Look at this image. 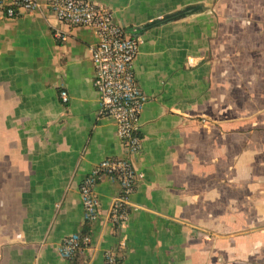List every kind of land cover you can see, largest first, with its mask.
Returning a JSON list of instances; mask_svg holds the SVG:
<instances>
[{
	"label": "crops",
	"instance_id": "1",
	"mask_svg": "<svg viewBox=\"0 0 264 264\" xmlns=\"http://www.w3.org/2000/svg\"><path fill=\"white\" fill-rule=\"evenodd\" d=\"M90 1L140 39L142 178L128 220L110 221V176L97 220L80 197L96 163L127 154L99 113L95 31L59 21L46 0L0 12V264H107L108 251L115 264H264V0ZM80 231L90 244L63 258Z\"/></svg>",
	"mask_w": 264,
	"mask_h": 264
},
{
	"label": "built area",
	"instance_id": "2",
	"mask_svg": "<svg viewBox=\"0 0 264 264\" xmlns=\"http://www.w3.org/2000/svg\"><path fill=\"white\" fill-rule=\"evenodd\" d=\"M42 0H0V12L17 17L40 8ZM49 11L61 22L72 26H87L97 35L91 46L95 68L93 84L98 93L100 115L110 116L116 122V134L126 155L108 157L96 163L80 183V197L86 219L95 221L100 216V202L96 186L102 176H110L120 184L119 195L110 207V221L120 229L130 214V198L142 174L136 170L132 156L142 147L140 116L147 96L139 86L134 63L140 39L128 35L115 22L113 10L90 0H46ZM61 40L66 34L56 33ZM68 101L67 91L60 93ZM91 242L89 233L80 231L63 238L60 254L71 259ZM106 263L115 264L116 254L106 253Z\"/></svg>",
	"mask_w": 264,
	"mask_h": 264
},
{
	"label": "trees",
	"instance_id": "3",
	"mask_svg": "<svg viewBox=\"0 0 264 264\" xmlns=\"http://www.w3.org/2000/svg\"><path fill=\"white\" fill-rule=\"evenodd\" d=\"M194 10H196L195 7H190L188 9L181 10L180 12H177L176 14H174V16L172 18H174V17H176V18L177 17H182L184 15H187L188 13L193 12Z\"/></svg>",
	"mask_w": 264,
	"mask_h": 264
},
{
	"label": "rangeland",
	"instance_id": "4",
	"mask_svg": "<svg viewBox=\"0 0 264 264\" xmlns=\"http://www.w3.org/2000/svg\"><path fill=\"white\" fill-rule=\"evenodd\" d=\"M243 1L247 2L248 0H243ZM249 2H250L251 4H253L254 0H249ZM227 3L230 5L232 2H231V0H228Z\"/></svg>",
	"mask_w": 264,
	"mask_h": 264
}]
</instances>
